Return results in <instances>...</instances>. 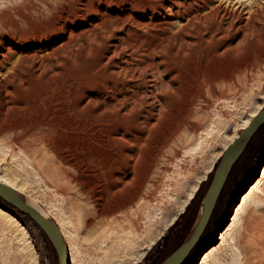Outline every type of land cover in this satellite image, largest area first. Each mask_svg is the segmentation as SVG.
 <instances>
[{"label":"rangeland","instance_id":"obj_1","mask_svg":"<svg viewBox=\"0 0 264 264\" xmlns=\"http://www.w3.org/2000/svg\"><path fill=\"white\" fill-rule=\"evenodd\" d=\"M193 1L52 0L50 9L39 4L33 26L18 22L21 43L1 35L0 26L6 40L0 44V177L22 184L20 193L53 221L61 218L75 264H160L189 234L216 154L257 104L264 106V18L242 30L237 23L227 34L206 27L181 31L185 19L173 16V5ZM207 2L202 12L218 4L241 13L243 21L249 9L264 6V0ZM22 3L0 0V17ZM153 3L165 9L151 10ZM263 157L260 128L182 264H197L220 242L230 206ZM255 195L264 199V181ZM261 205H247L234 231L247 264H264ZM96 211L105 215L101 222ZM13 215L18 223L0 216V264H58L37 225L16 210ZM228 245L224 259L231 258Z\"/></svg>","mask_w":264,"mask_h":264},{"label":"bare ground","instance_id":"obj_2","mask_svg":"<svg viewBox=\"0 0 264 264\" xmlns=\"http://www.w3.org/2000/svg\"><path fill=\"white\" fill-rule=\"evenodd\" d=\"M52 0H23V3L19 6H17L16 8L10 10L9 12H6L4 13L5 15L3 17H0V26H2V28L6 31V33H3L1 35H7L9 37V40L11 41V43L13 42H18V43H21V41L23 40L22 39V36L21 34L23 33L22 32V29L18 26V22L22 21L24 24L26 25H31L33 26L34 25V22L33 21L35 18L34 16L36 14H38L39 12V4H43L45 7H47V9H50V2ZM65 2H68V0H63ZM209 1V0H208ZM171 2V0H170ZM173 3V1H172ZM175 3V2H174ZM207 0H198V1H193L192 3L191 2H180L179 5H176L174 4L173 7L175 8V6L177 7V9L173 12V16L175 17H178V18H183L185 19V22L182 24V26H180L181 28V31H184V30H189L191 28H194L196 30H200V28L202 27H206L207 30H209L213 35H216V34H220V33H228L231 29H234L236 26V24L238 23V26L236 27V29H245L247 28L249 25L252 24V22H254L255 20L259 21L262 17L264 18V6L262 7V9H260L259 7H257L256 9H252V11H250L251 9H249L248 11V17L247 20L243 21V15L237 11H232V10H229L227 8H224L222 6H219L217 4V6H213V9L211 10H207L206 12H202V10L205 8V6H207ZM150 6V5H149ZM41 7V6H40ZM165 9V6L162 4V3H153L151 5V10L153 11H157L159 12L160 10L162 9ZM50 12V11H49ZM40 13V12H39ZM1 15V13H0ZM262 20V19H261ZM164 22V21H163ZM166 23V21H165ZM163 26V25H162ZM253 26V25H251ZM161 28V27H160ZM2 29V30H3ZM179 29V30H180ZM1 30V31H2ZM162 30V29H161ZM180 31V32H181ZM163 32V31H162ZM165 32V31H164ZM165 35L163 36L164 38H169L171 37L167 32L164 33ZM175 37V36H174ZM6 42L5 39H3L1 36H0V44L4 45ZM8 50H10V47L6 48ZM7 50V51H8ZM150 53V52H149ZM1 54V53H0ZM152 54V52H151ZM149 64V63H148ZM151 66L153 65L152 63L150 64ZM154 66V65H153ZM152 66V67H153ZM140 66H138L139 68ZM142 67V65H141ZM145 67V66H144ZM143 67V69L145 70V68ZM141 69V68H140ZM139 70V69H138ZM156 74V73H155ZM154 80H156L154 78ZM158 82V81H157ZM154 84V83H153ZM156 84V83H155ZM158 85V84H157ZM210 85V84H209ZM215 86V85H214ZM154 88V87H153ZM213 88V87H212ZM157 89V88H156ZM206 89V88H205ZM211 89V88H209ZM159 91V90H158ZM212 91V89H211ZM217 91V90H216ZM220 91V90H219ZM146 92V91H145ZM151 92V91H150ZM195 92V91H194ZM203 90H199L198 91V94L199 96H202L204 93ZM152 93V92H151ZM156 93V91H155ZM160 93V92H159ZM203 93V94H202ZM209 93V92H208ZM211 93V92H210ZM221 93V92H220ZM142 96H144L143 94L144 93H141ZM197 94V95H198ZM215 94V93H214ZM223 94V92H222ZM154 96V93L152 94ZM157 95V93H156ZM161 95V94H160ZM218 95V94H217ZM221 95V94H220ZM147 96V95H146ZM213 96V94H212ZM216 96V94H215ZM219 96V95H218ZM217 96V97H218ZM155 97V96H154ZM207 97V96H206ZM209 97V96H208ZM216 97V98H217ZM142 98V97H141ZM145 98V96H144ZM143 98V99H144ZM196 98V96L194 97ZM215 98V97H214ZM213 98V99H214ZM154 99V98H153ZM200 99V98H198ZM141 100V99H139ZM158 100V99H157ZM212 100V99H211ZM210 100V102H211ZM155 101V99L153 100ZM159 101V100H158ZM163 101V100H161ZM198 101V100H197ZM196 101V102H197ZM200 101V100H199ZM143 102V101H142ZM142 102H138V103H142ZM166 102V101H165ZM164 102V103H165ZM144 103V102H143ZM156 103V101H155ZM163 103V104H164ZM202 103V102H201ZM190 104V103H189ZM167 105V104H166ZM192 105V104H191ZM198 105V104H197ZM208 105V104H207ZM142 106V105H141ZM163 106V105H161ZM165 106V105H164ZM190 106V105H189ZM196 106V105H195ZM204 106V105H203ZM166 107V106H165ZM209 107V106H208ZM261 107H262V104L259 103L257 104V106L251 111V113L246 117V119L243 121L242 125H241V130L246 128L249 124V122L251 121V119L257 114V112H259L261 110ZM163 107H161L162 109ZM189 108V107H187ZM191 108V107H190ZM189 108V110H190ZM197 109V107H195ZM200 109V108H199ZM160 110V109H159ZM195 110V109H194ZM203 110V109H202ZM201 110V112H202ZM206 110H207V107H206ZM187 112V111H186ZM193 113V112H192ZM193 115V114H192ZM190 116V115H188ZM187 117V116H186ZM185 117V119H187ZM194 117V116H193ZM200 117V116H198ZM197 119V118H196ZM203 119V118H202ZM192 120V119H191ZM187 121V120H186ZM193 122V121H192ZM190 123V122H189ZM200 123V122H199ZM190 126V125H189ZM194 127V126H193ZM197 128V127H196ZM192 129V127H191ZM238 136V133L234 134L232 137H231V140L230 142H233V140L235 138H237ZM14 139V138H13ZM17 139V138H16ZM16 141V140H15ZM222 154V151H219L217 154H216V157L217 158H221V155ZM43 160V159H42ZM41 160V161H42ZM51 171V167L49 168ZM56 169V168H55ZM208 171H210V169H208ZM51 173H54L51 172ZM3 175V174H2ZM1 175V176H2ZM57 175V173H56ZM55 175V176H56ZM61 175L58 173L57 177L59 178ZM5 177V175H4ZM7 177V176H6ZM8 178V177H7ZM10 179L6 180L5 178L3 177H0V182H3L4 184H7L13 188H15L17 191H23V189L20 188L19 186V182L16 183V180L15 179H12L11 177H9ZM67 178V177H66ZM57 179V178H56ZM15 180V181H13ZM59 180V179H58ZM64 180V179H63ZM263 181H264V164L261 168V170L259 171L258 173V177L257 179L248 187L247 191L241 195L240 197L238 196L237 199H235V203L230 206V209H229V213L231 214V218L229 217V224H227V226L224 228L223 231H220L218 233V240H220V242L217 244V245H212L211 247H209L208 251H206L204 253L203 256H199L198 258V261H197V264H207L208 260L210 258H212V263L211 264H247V255L246 253H240V250L236 247L235 245V237H234V231L236 230V226L238 225L239 223V216H240V213L244 210V208L247 206V205H254L256 207H259L262 203L264 204V199H260L258 196L255 195V192L259 191L262 186H263ZM59 182V181H57ZM62 182V181H60ZM59 182V183H60ZM64 183V182H63ZM22 187L23 185L20 184ZM61 185V184H60ZM65 185V184H64ZM68 185V184H67ZM196 189V188H195ZM194 189V190H195ZM193 190V191H194ZM21 191V192H22ZM24 193V191H23ZM23 199L29 203L32 207H34L35 209H37L39 212H41L43 215H45L46 217H49V215L47 214V211L43 210L42 208H40L36 203L35 201H32L30 200L29 198H26L24 195H22ZM70 197V196H69ZM191 198V197H190ZM75 200V199H74ZM71 203V200L69 201ZM73 202V201H72ZM76 202V201H75ZM74 202V203H75ZM74 203H71L72 205H74ZM76 205V203H75ZM262 206V205H261ZM255 207V208H256ZM96 208V207H95ZM93 208V209H95ZM92 209V210H93ZM97 210V209H96ZM255 210V209H254ZM102 211V210H101ZM257 211V209H256ZM51 212V211H50ZM88 212V211H87ZM92 212V211H91ZM90 213V211H89ZM253 213V212H252ZM251 213L252 217H253V214ZM88 214V213H87ZM91 215V214H90ZM94 215V217H96L97 221L98 222H101L99 221L101 219V217L103 216V213H101L100 211H96L95 214H92ZM250 215V216H251ZM0 216L6 219H9V220H14L15 222L18 223V221L15 219L14 215L6 208L4 207H1L0 206ZM88 216V215H87ZM105 216V215H104ZM103 216V217H104ZM89 217V216H88ZM250 218V221H248L247 223L250 224L251 223V219H254V218ZM256 218V217H255ZM93 219V218H92ZM95 219V220H96ZM175 217H173L172 220H174ZM56 221H54L60 228L61 230V233L64 237V243H65V246L67 247V255H68V258H67V262L69 264H75V260H74V244L72 243L71 241V238L70 236H67V234L65 233V227H64V223L61 221V218L59 219H56ZM249 220V219H248ZM94 221V220H93ZM250 222V223H249ZM255 220L253 221L252 220V223L254 224ZM95 223V222H94ZM104 223V222H102ZM246 223V225H247ZM253 224L251 225H248V226H252ZM66 226V225H65ZM19 228L20 230L22 231V233L25 235V242H26V246L28 247V249L30 250L31 254L32 255H35V248L33 246V243L31 241V238L29 237L27 231H26V228L19 224ZM255 228L252 227V229ZM246 229V228H244ZM249 230H251V228L249 227ZM254 230V229H253ZM249 243V242H248ZM229 244L231 247H232V251L230 253L231 256H229L228 254V257H231L230 259H227V258H223L224 257V253H223V250H222V247L224 246L225 248V245ZM247 244V243H246ZM228 245V246H229ZM249 245H252V244H249ZM255 246V245H254ZM253 247V246H252ZM251 247V248H252ZM257 247V246H256ZM250 248V249H251ZM243 249V248H242ZM256 249V248H255ZM225 250V249H224ZM226 252V251H224ZM257 253V251H256ZM253 254H255L253 252ZM250 255L251 252H250ZM226 257V256H225ZM250 257V256H249ZM249 262V261H248ZM108 264V263H106ZM249 264V263H248Z\"/></svg>","mask_w":264,"mask_h":264},{"label":"water","instance_id":"obj_3","mask_svg":"<svg viewBox=\"0 0 264 264\" xmlns=\"http://www.w3.org/2000/svg\"><path fill=\"white\" fill-rule=\"evenodd\" d=\"M264 125V106L251 119L248 126L241 130L237 138L224 150L218 164L213 170L211 183L203 196L195 222L184 241L170 253L160 264H182L193 248L199 243L217 202L226 185L228 177L238 162L247 146L257 131ZM264 164V157L260 161L255 178L249 182L240 193L243 195L248 187L257 179L258 173ZM0 199L10 205L14 210L33 221L52 244L58 257V264H69L67 262V247L59 226L50 218L43 215L37 209L27 203L22 194L15 188L0 182Z\"/></svg>","mask_w":264,"mask_h":264},{"label":"trees","instance_id":"obj_4","mask_svg":"<svg viewBox=\"0 0 264 264\" xmlns=\"http://www.w3.org/2000/svg\"><path fill=\"white\" fill-rule=\"evenodd\" d=\"M253 142V138H252V141H251V143ZM0 201H1V199H0ZM190 205V204H189ZM189 205L187 206V209H188V207H189ZM0 206L1 207H4V208H6V209H8L12 214L14 213V208H12L11 206H8V205H4L2 202H0ZM184 213H186V211H184ZM194 214H195V211H194ZM191 215H192V213H191ZM190 215V216H191ZM190 216H188L187 218L189 219L190 218ZM178 219H180V217L178 218ZM193 219V217L191 218V220Z\"/></svg>","mask_w":264,"mask_h":264},{"label":"flooded vegetation","instance_id":"obj_5","mask_svg":"<svg viewBox=\"0 0 264 264\" xmlns=\"http://www.w3.org/2000/svg\"><path fill=\"white\" fill-rule=\"evenodd\" d=\"M261 128H263L264 129V125L263 126H261ZM252 141V140H251ZM223 194V193H222ZM221 194V196H220V198H219V200H218V202H217V205H216V208H217V206L219 205V203H220V201H221V199H222V195ZM216 208H215V210H214V212L216 211ZM214 212H213V214H212V217L214 216ZM212 217H211V219L210 220H212ZM209 222H211V221H209ZM210 224V223H209ZM209 224L207 225V226H209ZM206 228H208V227H206ZM207 230V229H206Z\"/></svg>","mask_w":264,"mask_h":264}]
</instances>
